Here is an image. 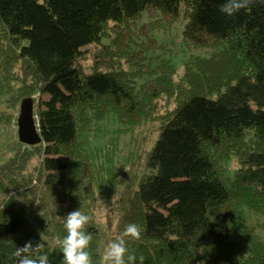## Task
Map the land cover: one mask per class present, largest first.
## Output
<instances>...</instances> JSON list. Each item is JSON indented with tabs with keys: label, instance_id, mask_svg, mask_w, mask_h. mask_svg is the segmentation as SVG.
Returning <instances> with one entry per match:
<instances>
[{
	"label": "trees",
	"instance_id": "16d2710c",
	"mask_svg": "<svg viewBox=\"0 0 264 264\" xmlns=\"http://www.w3.org/2000/svg\"><path fill=\"white\" fill-rule=\"evenodd\" d=\"M222 3L0 0V127L31 99L41 139L0 164V264L41 238L60 264L77 209L93 264L131 223L144 264H264V6ZM108 124L115 140L158 131L122 165L115 140L92 146Z\"/></svg>",
	"mask_w": 264,
	"mask_h": 264
},
{
	"label": "clouds",
	"instance_id": "9594fccd",
	"mask_svg": "<svg viewBox=\"0 0 264 264\" xmlns=\"http://www.w3.org/2000/svg\"><path fill=\"white\" fill-rule=\"evenodd\" d=\"M255 4L264 6V0H224L219 11L232 17L242 9L250 8ZM91 217L79 209L64 216L63 228L65 235L57 236L54 243L62 253L60 264H93L88 251L93 235L86 231ZM141 230L138 225L131 223L124 227L123 231L109 241L103 254L104 264H144L143 255L136 256L129 252L128 242L139 241ZM44 241H27L22 247H16L13 252L15 264H51L48 254L44 252Z\"/></svg>",
	"mask_w": 264,
	"mask_h": 264
},
{
	"label": "rangeland",
	"instance_id": "374dc122",
	"mask_svg": "<svg viewBox=\"0 0 264 264\" xmlns=\"http://www.w3.org/2000/svg\"><path fill=\"white\" fill-rule=\"evenodd\" d=\"M194 54V53H193ZM198 55L204 56L202 52L197 53ZM179 66V70H180ZM16 119L17 115H14V120L10 124L11 127L6 128L5 126L0 127V164L4 163L10 158V153L7 146L13 142L17 141V129H16ZM115 126L113 124H108L107 126L102 127V133L98 138L92 141V146L95 147H105L108 143L115 140ZM158 131L157 125L144 126L141 129H138L133 132L131 135L121 137L116 139L114 142L117 143V162L124 165V163L134 166L136 158L143 156L148 152L151 147L152 142L155 140ZM41 160H34L31 163V166H38ZM4 196L0 195V199H3ZM99 211L96 214L97 224L101 227H105L104 215L107 210L105 203L100 201ZM256 234L261 237L264 242V232H261L256 228ZM105 247L101 248L100 253L103 257ZM102 264H104L102 259Z\"/></svg>",
	"mask_w": 264,
	"mask_h": 264
},
{
	"label": "water",
	"instance_id": "95a60500",
	"mask_svg": "<svg viewBox=\"0 0 264 264\" xmlns=\"http://www.w3.org/2000/svg\"><path fill=\"white\" fill-rule=\"evenodd\" d=\"M16 129L17 139L21 145L32 148L41 144L35 118L33 117V102L31 99L21 102L16 120Z\"/></svg>",
	"mask_w": 264,
	"mask_h": 264
}]
</instances>
